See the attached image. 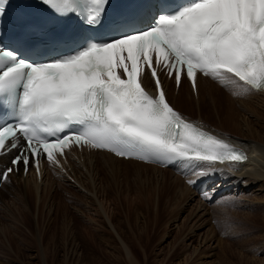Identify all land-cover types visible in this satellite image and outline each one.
Wrapping results in <instances>:
<instances>
[{
    "label": "snow or ice",
    "instance_id": "1",
    "mask_svg": "<svg viewBox=\"0 0 264 264\" xmlns=\"http://www.w3.org/2000/svg\"><path fill=\"white\" fill-rule=\"evenodd\" d=\"M8 0H0V26ZM55 17L28 26L15 50L0 45V183L70 143L124 157L179 163L196 186L216 165L247 155L168 102L161 74L193 90L197 74L264 92V0H173L113 7L112 0H40ZM75 16L80 31L49 29ZM43 43L41 50L39 45ZM27 53V55H25ZM24 58H21V57ZM35 56L36 59L31 57ZM159 69V72L157 71ZM154 83L155 94L143 81ZM7 117V118H5ZM210 192L202 195L212 200Z\"/></svg>",
    "mask_w": 264,
    "mask_h": 264
},
{
    "label": "rangeland",
    "instance_id": "2",
    "mask_svg": "<svg viewBox=\"0 0 264 264\" xmlns=\"http://www.w3.org/2000/svg\"><path fill=\"white\" fill-rule=\"evenodd\" d=\"M237 85L203 90L207 109L183 113L240 143L264 144V96ZM107 163L88 174L82 159L76 162L78 182L57 175L51 186L41 179L40 188L20 182L1 190L0 264H264L261 183L243 187L229 177L222 190L216 180L209 201L194 194L185 183L192 177L180 170Z\"/></svg>",
    "mask_w": 264,
    "mask_h": 264
},
{
    "label": "bare ground",
    "instance_id": "3",
    "mask_svg": "<svg viewBox=\"0 0 264 264\" xmlns=\"http://www.w3.org/2000/svg\"><path fill=\"white\" fill-rule=\"evenodd\" d=\"M144 84L145 86L149 87L151 85V82H150V79L146 78L144 80ZM163 84H164V90L168 96V100L169 102L174 106V108H176L177 110H179L182 114L183 111L186 112V110H192V108H194L196 111L198 109V112H199V109H201V112L204 111V108L206 107V101L204 102V94H203V90H208L210 92L212 86H215L216 88H220V87H223L224 85H217L216 83H214L213 81L209 80L208 78L206 77H201V76H198L197 77V88H196V91H195V94L193 93L191 87L188 85V83H186L185 80L182 81L181 83V86L179 89H176L174 86H173V82L172 84H170V81L169 79H167L166 77L163 78ZM238 84V85H237ZM234 86V85H237L236 87H240L239 83H236V84H231L229 86ZM226 87V86H225ZM235 88H232L230 87V89H236ZM226 89V88H225ZM229 89V87L227 88ZM231 89V90H232ZM238 90L240 88H237ZM236 89V90H237ZM215 90V89H214ZM219 90V89H217ZM212 91V90H211ZM230 91V90H229ZM221 92V91H220ZM227 92V91H226ZM233 92V91H231ZM251 92V93H250ZM225 93V91H224ZM230 92H228L229 94ZM234 93V92H233ZM244 93V92H243ZM248 93V92H247ZM250 94H259V95H263L264 96V92H261V91H257V90H252V91H249ZM191 95V97L193 98L194 102H195V106L191 104L190 102V97L189 95ZM211 94V93H210ZM231 94V93H230ZM241 94V93H240ZM224 95V94H222ZM242 95V94H241ZM240 95V96H241ZM245 95V94H243ZM249 96V94H247ZM230 96V95H229ZM228 96V97H229ZM239 96V94H238ZM235 97V96H234ZM244 98V96H242ZM247 97V96H246ZM245 97V98H246ZM200 98H201V104H200ZM214 98V96H213ZM231 98V97H230ZM240 99V98H238ZM242 99V98H241ZM249 99V98H247ZM236 100V99H235ZM192 101V100H191ZM209 101V100H208ZM246 101V99H245ZM251 101V100H250ZM242 102V101H241ZM243 103V102H242ZM246 103H250V102H246ZM246 103H244L245 105H247ZM211 104V103H210ZM214 106L216 107L215 110L216 112H218V106H217V103L216 101L213 103ZM219 104V103H218ZM229 104V103H228ZM252 104V103H251ZM244 105V106H245ZM197 106V108H196ZM248 106V105H247ZM211 107V106H210ZM222 107V106H221ZM227 107V106H226ZM259 107V106H258ZM263 107V106H262ZM212 108V107H211ZM231 108V107H230ZM247 108V107H246ZM249 108V107H248ZM252 108V106H251ZM257 108V107H256ZM207 109V107H206ZM213 109V108H212ZM222 109V108H221ZM252 113L255 111L254 109H252ZM258 110V109H257ZM195 111V112H196ZM221 112V111H220ZM206 114H208V111L205 112ZM212 114V113H211ZM185 115V114H184ZM233 115V114H232ZM202 116V115H201ZM215 116V114H214ZM220 116V115H219ZM203 117V116H202ZM231 117V120L233 119L232 116ZM208 118V117H207ZM261 119V118H260ZM198 124H200L201 126H203L201 124V121L200 120H196ZM247 123V122H246ZM258 123V122H257ZM255 124V123H254ZM258 125V124H257ZM245 127H247V124L244 125ZM243 126V127H244ZM204 127V126H203ZM205 128V127H204ZM251 128V127H250ZM254 128V127H253ZM209 130L210 132L214 133V134H217L219 136H222L224 138H230V142L235 145V146H238L240 148H242L245 153L247 154L248 158L245 162H242L240 165H237V166H232V167H229V165L227 163L225 164H217L216 167L217 168H225V169H228L229 172H231V175H228V174H225V175H220V179H217L218 177L217 176H213L211 179H203L201 180V182L203 183L204 181H207V189L212 186L210 188V190L213 188V186L215 184H217L218 186H221V188L223 187L221 183V179L226 182L225 180L229 179V177L233 180V182L231 184H234V185H237V184H241L243 187L246 186L247 184H250V183H261L260 185V188H261V192H263V188H264V144L261 143V140H255V141H250V140H246V139H238L240 141H243L242 143L238 142L233 136L231 135H227V134H223V135H220L218 132H215L213 130H210V129H207ZM254 130V129H253ZM241 131V130H240ZM239 131V133H240ZM253 133L255 131H252ZM258 133V132H257ZM260 133V132H259ZM246 135H250V132H246ZM74 156H76L79 160V162L81 161V158H82V168H86V171L87 173H92L96 167H98L99 165L100 166H103L102 163H104V161L106 160V163L109 162L110 164H132L134 166H137V167H143V168H149V169H153L154 167L157 168V169H161L160 167L158 166H154V165H149V164H146V163H140V162H136V161H132V160H124V159H119V158H116L114 156H112L111 154L109 153H106V152H96V153H87V152H82V153H73V155L71 156H67L66 157V160L63 161V168L65 169L66 173L60 171L61 169H57V170H54L52 171L51 169H44V171L42 172V175L40 177V179H43L42 182H46L45 180H47V184L49 186H51V184H53L56 180L54 179V177H56L57 175H53V174H59V176H62V177H74V180L78 182V178L80 177V175H82L81 173H83L81 171V168L79 166H81L80 164H76L75 161L77 160H73ZM71 157L73 159H71ZM9 158L10 156H5L2 160H0V169H3L5 168L8 164H9ZM109 163H107V165H109ZM181 168H183V165L180 164L178 165L177 167H172V168H169V169H165V171H174L176 169H180V171L184 172V173H187V171L185 169L181 170ZM79 173V175H78ZM66 174V175H65ZM84 174H86L84 172ZM188 174V173H187ZM65 175V176H64ZM189 175V174H188ZM162 178V177H161ZM165 179V178H164ZM176 179V178H175ZM166 180V179H165ZM218 180L217 182L214 183V185L212 184L214 181ZM173 181V180H172ZM171 181V182H172ZM182 181V180H180ZM20 182L21 183H33L34 185H36L37 187H42L41 184H38L39 181L37 180L35 174L32 172V171H29V173L26 175V176H22L21 174H15V173H12L10 174V180L9 182H7V180H5V182L3 184H1V187H0V191L2 190V192H6L8 191L6 189L7 188H17L19 187L20 188ZM40 182V183H42ZM179 182V181H178ZM163 183V182H162ZM161 183V184H162ZM185 183H187V180L185 181ZM164 184V183H163ZM166 184V183H165ZM174 184V183H173ZM177 184V183H176ZM175 184V185H176ZM229 184V183H228ZM226 186V188L228 189L231 185L229 184ZM32 185V184H31ZM179 185V183H178ZM183 185V184H182ZM240 185V186H241ZM171 186V185H170ZM181 186V185H180ZM186 186V184H185ZM189 186V184H188ZM187 186V187H188ZM164 187V186H163ZM239 187V186H238ZM22 191H26V186H23L22 187ZM181 188H184L181 187ZM215 188V187H214ZM225 188V189H226ZM186 189V188H185ZM185 189H181V190H185ZM218 189V188H217ZM217 189H215V191L212 193V196H214V194H216L215 192L217 191ZM222 188V190H225ZM190 190V189H189ZM209 190V189H208ZM260 189H258L259 191ZM187 191V190H186ZM194 194L196 196H199V194L195 191H193ZM264 194V193H263Z\"/></svg>",
    "mask_w": 264,
    "mask_h": 264
}]
</instances>
